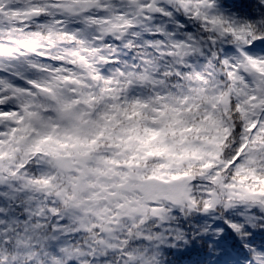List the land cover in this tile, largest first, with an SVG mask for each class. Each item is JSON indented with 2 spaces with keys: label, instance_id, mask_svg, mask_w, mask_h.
Segmentation results:
<instances>
[{
  "label": "snow or ice",
  "instance_id": "6c2138e0",
  "mask_svg": "<svg viewBox=\"0 0 264 264\" xmlns=\"http://www.w3.org/2000/svg\"><path fill=\"white\" fill-rule=\"evenodd\" d=\"M0 264H264V0H0Z\"/></svg>",
  "mask_w": 264,
  "mask_h": 264
}]
</instances>
